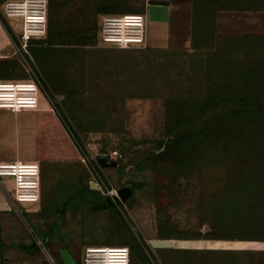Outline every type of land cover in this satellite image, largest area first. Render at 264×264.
Here are the masks:
<instances>
[{
  "label": "rangeland",
  "instance_id": "1",
  "mask_svg": "<svg viewBox=\"0 0 264 264\" xmlns=\"http://www.w3.org/2000/svg\"><path fill=\"white\" fill-rule=\"evenodd\" d=\"M168 2L191 11L172 14L170 45L119 48L98 38L100 17L146 20L150 0H47L46 34L26 53L0 7L15 47L0 79L40 89L38 109H0L6 160L39 166L35 204L3 192L0 264H64L61 250L82 264L105 245L127 246L129 264H264V33L214 29L218 8L264 0ZM189 15L193 43L181 47ZM113 151L117 165L101 167ZM159 238L173 246L151 247Z\"/></svg>",
  "mask_w": 264,
  "mask_h": 264
},
{
  "label": "built area",
  "instance_id": "2",
  "mask_svg": "<svg viewBox=\"0 0 264 264\" xmlns=\"http://www.w3.org/2000/svg\"><path fill=\"white\" fill-rule=\"evenodd\" d=\"M47 0H6L2 4L8 18L20 21L19 47L28 52L32 39L43 38L47 28ZM146 20L143 14H104L100 17L98 38L107 45L119 48L140 47L146 44ZM40 89L31 80L0 79V109H38ZM117 151L108 159H117ZM15 180L14 197L21 204H35L39 195V166L21 160L0 162V177ZM114 194H119L117 191ZM82 264H129L130 251L124 245L88 246L83 251Z\"/></svg>",
  "mask_w": 264,
  "mask_h": 264
},
{
  "label": "crops",
  "instance_id": "3",
  "mask_svg": "<svg viewBox=\"0 0 264 264\" xmlns=\"http://www.w3.org/2000/svg\"><path fill=\"white\" fill-rule=\"evenodd\" d=\"M155 5L156 4H153L147 9L150 15H146V44L149 40L156 44L161 42L163 43L162 45L168 46L170 45V40H172L169 32L172 14L178 11L183 12L184 10L187 13L191 11L188 10V7L182 5H178L177 7H173L172 4ZM1 6L2 4H0V7ZM150 19L156 23L157 29L155 34L150 33ZM186 21L188 22V28L185 31V43L184 45H180L181 47H189L192 44V15L191 18L189 15V19ZM8 24L17 35L20 31V21L11 18L8 19ZM165 28L167 29L166 34L164 33ZM214 29L215 33L220 36H245L264 33V8H242L238 6V8L218 9L214 15ZM161 31L163 32L161 33ZM14 51L15 47L9 31L0 18V62L10 58ZM5 115V112L0 111V162H9L6 160L8 157H5L3 152H1L4 147L3 145L10 143V125L7 121V115ZM3 192L9 195H12L14 192V183L12 179H8L4 176L0 177V210H8L10 208V202Z\"/></svg>",
  "mask_w": 264,
  "mask_h": 264
},
{
  "label": "water",
  "instance_id": "4",
  "mask_svg": "<svg viewBox=\"0 0 264 264\" xmlns=\"http://www.w3.org/2000/svg\"><path fill=\"white\" fill-rule=\"evenodd\" d=\"M151 4H156V5H168L167 0H150ZM97 163L101 167H114L117 165V160L115 159H108L106 156H101L97 158ZM91 189H95L96 186L91 183L90 185ZM119 195L121 198H125L131 193V188L130 187H122L118 190ZM149 244L153 248H170L173 246V241L171 239H151L149 240ZM60 256L63 260L64 264H73V258L71 255L66 251V250H61L60 251Z\"/></svg>",
  "mask_w": 264,
  "mask_h": 264
},
{
  "label": "trees",
  "instance_id": "5",
  "mask_svg": "<svg viewBox=\"0 0 264 264\" xmlns=\"http://www.w3.org/2000/svg\"><path fill=\"white\" fill-rule=\"evenodd\" d=\"M218 9H223V8H218ZM217 9V10H218ZM193 11V10H192ZM192 43H193V35H192ZM199 49L198 47H195V49ZM207 108V107H209V106H206V103H200L199 104V107L198 108ZM237 107H238V109H243V112H245V111H247V110H249L250 108L252 109V111H254V109H256L255 108V105H249V104H245V103H238L237 104ZM167 108H168V104H167ZM220 112H218V113H222V111H224V108H220V110H219ZM242 120V119H241ZM216 121V120H215ZM200 125H201V123H199ZM164 128H165V125H164ZM159 239H164V238H159Z\"/></svg>",
  "mask_w": 264,
  "mask_h": 264
},
{
  "label": "bare ground",
  "instance_id": "6",
  "mask_svg": "<svg viewBox=\"0 0 264 264\" xmlns=\"http://www.w3.org/2000/svg\"><path fill=\"white\" fill-rule=\"evenodd\" d=\"M96 186V185H95Z\"/></svg>",
  "mask_w": 264,
  "mask_h": 264
}]
</instances>
